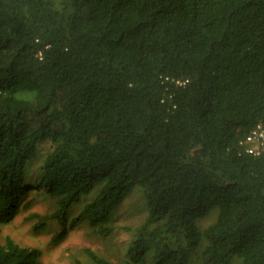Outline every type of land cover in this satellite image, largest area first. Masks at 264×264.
I'll return each instance as SVG.
<instances>
[{
    "label": "trees",
    "instance_id": "obj_1",
    "mask_svg": "<svg viewBox=\"0 0 264 264\" xmlns=\"http://www.w3.org/2000/svg\"><path fill=\"white\" fill-rule=\"evenodd\" d=\"M260 123L264 0H0V225L31 186L56 206L37 228L111 239L146 199L79 264H264V151L240 143ZM40 253L0 240V264Z\"/></svg>",
    "mask_w": 264,
    "mask_h": 264
},
{
    "label": "rangeland",
    "instance_id": "obj_2",
    "mask_svg": "<svg viewBox=\"0 0 264 264\" xmlns=\"http://www.w3.org/2000/svg\"><path fill=\"white\" fill-rule=\"evenodd\" d=\"M41 147L40 154L46 153ZM20 204V210L15 218L8 224L0 225V240L11 236L18 243L36 247L40 255L32 264H79L87 259L86 248H92L100 253L113 256L118 249L125 246L130 238V233L124 227L136 226L147 213L146 199L143 189L139 186L125 198L116 211L118 228L111 239H105L97 234L84 220L76 221L65 238L56 234L60 231L61 223L57 218L48 219L46 227L37 228L39 217L37 214H50L56 208L54 198L37 187ZM76 207L70 219L80 213ZM216 216V211L200 221L202 226L210 224Z\"/></svg>",
    "mask_w": 264,
    "mask_h": 264
},
{
    "label": "built area",
    "instance_id": "obj_3",
    "mask_svg": "<svg viewBox=\"0 0 264 264\" xmlns=\"http://www.w3.org/2000/svg\"><path fill=\"white\" fill-rule=\"evenodd\" d=\"M182 83L181 80H178ZM242 146L247 152L253 154H260L264 151V125L258 124L250 133H248L241 142Z\"/></svg>",
    "mask_w": 264,
    "mask_h": 264
}]
</instances>
